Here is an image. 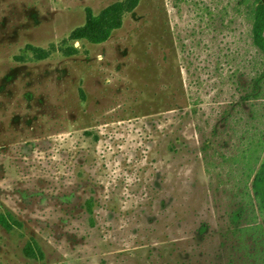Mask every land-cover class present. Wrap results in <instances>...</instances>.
Here are the masks:
<instances>
[{
  "label": "rangeland",
  "instance_id": "1",
  "mask_svg": "<svg viewBox=\"0 0 264 264\" xmlns=\"http://www.w3.org/2000/svg\"><path fill=\"white\" fill-rule=\"evenodd\" d=\"M124 1L0 0V264H264L258 0Z\"/></svg>",
  "mask_w": 264,
  "mask_h": 264
},
{
  "label": "trees",
  "instance_id": "2",
  "mask_svg": "<svg viewBox=\"0 0 264 264\" xmlns=\"http://www.w3.org/2000/svg\"><path fill=\"white\" fill-rule=\"evenodd\" d=\"M140 1L141 0H125L122 3L114 4L106 8L98 16H91L85 26L77 29L73 33L72 39L86 40L92 44L104 43L110 38L111 34L115 30L121 27L124 15L132 12ZM257 3L256 8L253 10V16L255 17L256 22L255 27L259 28L261 24H264V0H258ZM260 40L262 41V47L264 48V38L261 37ZM256 45L260 46L258 42ZM75 53V49H70V53H68V55L72 56ZM263 80L264 74L256 80L254 92L259 90L258 86L262 84ZM256 94L258 93H255L253 96L257 97ZM252 189L255 198L259 202L262 216H264V157L259 169L254 174ZM0 225L5 230L11 231L15 225L19 226L20 223H18L11 215L5 216L0 214Z\"/></svg>",
  "mask_w": 264,
  "mask_h": 264
}]
</instances>
